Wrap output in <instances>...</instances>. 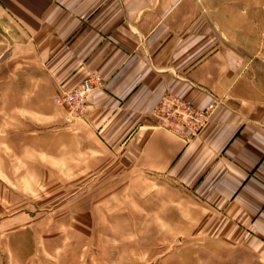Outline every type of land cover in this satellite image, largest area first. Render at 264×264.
<instances>
[{
	"label": "crops",
	"instance_id": "0c3cea01",
	"mask_svg": "<svg viewBox=\"0 0 264 264\" xmlns=\"http://www.w3.org/2000/svg\"><path fill=\"white\" fill-rule=\"evenodd\" d=\"M237 20L206 0H0L2 122L86 133L124 168L174 183L175 204L200 208V235L264 259V45ZM91 71L103 84L65 125L53 97ZM165 94L222 103L184 140L156 125Z\"/></svg>",
	"mask_w": 264,
	"mask_h": 264
},
{
	"label": "rangeland",
	"instance_id": "374dc122",
	"mask_svg": "<svg viewBox=\"0 0 264 264\" xmlns=\"http://www.w3.org/2000/svg\"><path fill=\"white\" fill-rule=\"evenodd\" d=\"M206 1L264 45V0ZM2 120L0 264H264L200 235V208L175 204L184 194L165 176L124 168L86 133Z\"/></svg>",
	"mask_w": 264,
	"mask_h": 264
},
{
	"label": "built area",
	"instance_id": "2783aa9c",
	"mask_svg": "<svg viewBox=\"0 0 264 264\" xmlns=\"http://www.w3.org/2000/svg\"><path fill=\"white\" fill-rule=\"evenodd\" d=\"M102 84V75L91 71L73 88L56 94L53 101L63 109L64 121L72 123L81 118L87 110V95ZM221 103V99L213 97L200 108L180 97L165 94L153 108L152 114L157 127L188 140L199 133L212 111ZM261 124L264 126V118Z\"/></svg>",
	"mask_w": 264,
	"mask_h": 264
}]
</instances>
